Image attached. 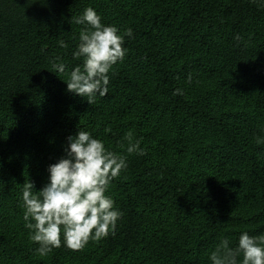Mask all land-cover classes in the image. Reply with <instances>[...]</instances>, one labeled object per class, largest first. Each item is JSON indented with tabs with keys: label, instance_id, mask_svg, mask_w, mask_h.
<instances>
[{
	"label": "trees",
	"instance_id": "16d2710c",
	"mask_svg": "<svg viewBox=\"0 0 264 264\" xmlns=\"http://www.w3.org/2000/svg\"><path fill=\"white\" fill-rule=\"evenodd\" d=\"M89 7L121 34L133 31L94 104L65 82L82 64L74 19ZM79 130L126 157L106 193L123 215L114 234L82 251L62 237L41 257L25 227L23 185L40 190ZM128 132L146 155L126 152ZM257 138L264 0H0V264H211L222 238L234 248L243 232L264 235Z\"/></svg>",
	"mask_w": 264,
	"mask_h": 264
},
{
	"label": "clouds",
	"instance_id": "9594fccd",
	"mask_svg": "<svg viewBox=\"0 0 264 264\" xmlns=\"http://www.w3.org/2000/svg\"><path fill=\"white\" fill-rule=\"evenodd\" d=\"M81 25L77 50L73 53L82 64L67 73V91L75 93L94 104L97 95L108 94L109 72L122 62L126 49L124 38L132 37L131 28L123 34L114 25H105L91 7L74 19ZM234 39L241 40L239 34ZM60 47L68 45L60 40ZM56 73L64 74L63 63H53ZM191 82V76H188ZM174 95H183L176 89ZM105 128V132H110ZM128 141L126 152L146 155L133 142V134H125ZM66 156L49 165L48 182L34 191L31 181L24 183L22 207L25 227L32 230L30 240L38 245L36 252L45 257L53 249L62 246L72 251H82L90 241L99 242L115 233L122 212L106 193L111 182L126 170V157L106 149L102 140L93 138L88 131L79 130L75 136L67 137ZM257 144L264 141L257 138ZM121 147H124L122 144ZM227 237L222 238L211 251V264H264V235L252 236L243 232L236 247H230Z\"/></svg>",
	"mask_w": 264,
	"mask_h": 264
}]
</instances>
